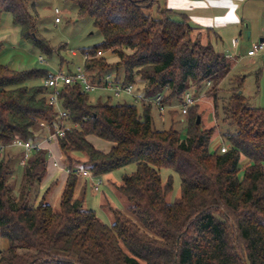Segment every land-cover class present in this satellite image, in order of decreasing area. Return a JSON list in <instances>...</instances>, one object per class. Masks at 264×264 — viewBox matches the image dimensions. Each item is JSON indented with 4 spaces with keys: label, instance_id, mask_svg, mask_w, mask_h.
<instances>
[{
    "label": "trees",
    "instance_id": "trees-1",
    "mask_svg": "<svg viewBox=\"0 0 264 264\" xmlns=\"http://www.w3.org/2000/svg\"><path fill=\"white\" fill-rule=\"evenodd\" d=\"M74 1L78 15L90 16L103 38L82 49L89 54L85 67L93 80L103 83L115 70L114 82L134 84L140 98L94 101L78 83L63 88L71 125L55 141L68 172L57 206L49 202L57 179L40 200L30 202L35 181L48 173L49 148L34 149L24 165L23 195L11 181V157L0 151V238L8 241L0 249V264H264V107L249 104L242 91L245 76L231 77L232 59L205 41L189 16L160 0ZM36 4L0 0V16L11 14L23 42L34 49L60 52L39 32ZM99 51L118 59L109 61ZM51 74L43 67L15 70L0 64L1 144L18 137L37 144L39 129L50 133L58 122L43 85ZM228 77L231 94L222 100ZM189 89H206L216 117L227 125L221 130L227 152L211 151L217 127L197 121V103L189 108L185 137L176 122L168 129L154 126L150 99L161 94L162 103L172 104ZM91 135L114 144L104 151ZM132 163L136 170L113 183L123 207L112 206L107 197L102 203L112 216L110 225L85 207L82 193L75 197L82 170L102 177ZM162 168L180 176L175 199L173 177L164 179Z\"/></svg>",
    "mask_w": 264,
    "mask_h": 264
},
{
    "label": "rangeland",
    "instance_id": "rangeland-1",
    "mask_svg": "<svg viewBox=\"0 0 264 264\" xmlns=\"http://www.w3.org/2000/svg\"><path fill=\"white\" fill-rule=\"evenodd\" d=\"M160 4L161 6H165L164 0H160ZM157 6L158 5H156L151 11L154 15H157ZM56 8H58L62 13V21L59 23L55 21ZM36 10L39 14V32L43 37L48 39L53 46L61 47L62 50L49 55L44 52L42 53L40 50L34 49V47L27 42H23L20 34V28L14 24L12 15L4 13L0 16V44L2 47L0 49V64L8 65L15 68V70H23L35 66L43 67L47 68L49 72L53 74L59 71L65 74L71 73L74 72L77 67L83 66L85 64V60L82 49L93 46L94 44L101 42L103 39L100 32L94 27L93 19L90 16H79L77 12V5L74 0H37ZM197 32L199 31L197 30ZM203 37H205L204 34ZM210 38V41L216 50L220 52L232 51L229 43L222 42L220 40L217 41L214 35H211ZM204 40L206 41V38ZM73 51H75V54ZM246 51L247 49H245V52ZM17 52L21 56H23L22 53H25L23 57H26V60L16 58L15 54ZM104 55L109 61H116L118 59L115 54L109 51H106ZM38 56H43V63L38 61ZM259 61L260 63L258 65L261 64L263 58L260 57ZM255 71L256 70L243 73L245 81L242 91L251 106L264 107V75H257V71ZM115 72V70H111L107 74H110L114 80ZM236 73L237 71H234L233 74L231 73V77ZM231 83L232 81L230 80V77L222 83V92L220 93L222 100H226L228 99V96H230V89L233 86ZM198 95L200 96V100L197 102V105L199 106L198 110L202 125L204 127H210L212 125L217 127V132L214 134L213 140L210 144L211 151L218 152V147L221 143L229 147V144L226 142V139H224L225 137L222 133L223 130H227V125H224L221 122V119L216 117L213 101L210 96L207 95L206 89L199 91ZM90 96L94 101L99 98L106 100L108 97H111L110 99L112 103L136 102L134 98L127 94H123L120 97L116 96L114 90L110 87L97 88L96 90L90 92ZM222 100L220 102L221 104L223 103ZM171 103L172 104H168L167 102L162 103L161 105L155 104V108L153 110L154 126L157 129H168L170 128L172 122H176L175 124L177 125V128L182 130V135L185 137L187 133L186 126L189 114L184 117L185 120L183 121L179 101L173 100ZM172 111L176 112L175 116L172 115ZM48 135V129L44 127L39 129L37 133V141L41 142L44 147L46 145L45 142ZM92 141L95 146H98L97 148L103 147L102 145L107 146L108 144L106 141L96 136L92 137ZM55 145L56 152H53V155H51L48 159V173L46 177L42 182L35 181V184L31 189V203L40 200L50 182L55 180V178H49L52 172L60 173L61 178L57 179V181H59L57 182L58 185L52 189L49 202L53 206H57L59 203V194L62 186L61 181L65 178V164L61 160L59 155L60 151L58 150L56 143ZM3 153L8 154V156L12 159L14 174L11 181L16 186V193L18 195H23L24 192H26L28 182L23 174L25 166L21 163V150L8 147L5 151H3ZM56 159L60 163L59 167H55L53 165V161ZM136 168V163H132L100 177L103 183L99 190H95L91 180H88L82 191L85 207L94 210L103 222L110 225L112 223V216L109 210L102 206L104 198L107 197L112 206L122 208L123 202L117 195L113 183H120L122 176L125 173L133 172ZM161 174L164 179H166L169 175H172V199H175L180 192L181 186L179 174L168 168H162ZM5 245L8 247V244H5L4 240L0 238V249L7 248Z\"/></svg>",
    "mask_w": 264,
    "mask_h": 264
},
{
    "label": "crops",
    "instance_id": "crops-1",
    "mask_svg": "<svg viewBox=\"0 0 264 264\" xmlns=\"http://www.w3.org/2000/svg\"><path fill=\"white\" fill-rule=\"evenodd\" d=\"M164 2L168 8L189 16L197 30L203 32L206 41L211 39V35H214L217 41L229 43L232 51L223 53L230 56L233 61L232 74L237 71L235 75H244V72L256 70L257 75H264V54L248 55L252 43L260 40L264 35V0H164ZM245 49H247L246 52ZM73 53L75 54V51ZM24 54L22 53L23 56ZM23 56L18 52L15 54L16 58L26 60V57ZM260 57L263 58V61L258 65ZM38 61L41 62L39 58ZM92 137L95 136H89L91 141ZM106 142L108 143L107 146L102 145L103 147L99 149L108 151L114 144L109 141ZM55 143V141L52 143L46 141L45 147L47 146V148L52 150V153H55ZM59 155L61 157L60 152ZM245 161L243 162L245 163ZM64 173L65 178L61 181V185H63L68 175L66 168ZM51 177L58 179L61 178V175L60 173L52 172L49 178ZM88 180L80 176L75 190V197L82 193L83 187ZM3 240L5 244H8L6 239ZM5 247L7 246L5 245Z\"/></svg>",
    "mask_w": 264,
    "mask_h": 264
},
{
    "label": "built area",
    "instance_id": "built-area-1",
    "mask_svg": "<svg viewBox=\"0 0 264 264\" xmlns=\"http://www.w3.org/2000/svg\"><path fill=\"white\" fill-rule=\"evenodd\" d=\"M56 18L55 21L57 23L62 21V13L61 11L56 8L55 9ZM103 51L98 52V56L103 55ZM264 54V35L261 37L260 40L252 43L251 49L248 51V55L256 56ZM228 56V55H227ZM230 57V56H228ZM89 58V54H84V60ZM39 60L44 62L43 56H39ZM80 84L82 87L88 91H94L100 87H110L114 90L116 96L120 97L123 94H127L130 97L138 100L140 98L138 91L136 90V86L134 84L123 85L121 82H114L112 76L110 74H106L103 77V83H98L93 80L91 74L87 71L85 64L83 66L77 67L74 72L71 73H63L61 71L57 73H52L50 77L44 80L43 85L45 89V95L47 101L50 105L53 106L54 110L58 115V122L53 126L50 130L46 141L52 143L56 141L60 137H64L66 135V131L70 128V122L68 121L69 118V111L64 108L61 100V93L65 86L73 85V84ZM162 95L158 94L157 96L153 97L152 100L155 104L161 105L162 104ZM198 92L194 89H189L184 92L181 100L179 101V106L181 108V114L183 115L182 120H185V116L189 113V108L195 105L200 99ZM45 126V123H42ZM6 147H12L21 150V163L22 165H26L30 158L32 157V152L34 149L43 148V144L41 142L35 144L30 140H26L23 138H16L11 144L8 146L0 143V151H5ZM229 150V147L225 144H220L218 147V152L225 153ZM50 156L52 155V150L49 149ZM53 165L55 167H59L60 163L58 160L53 161ZM81 176L91 180L93 188L95 190H99L100 186L102 185L103 181L100 177H95L92 173L88 170H82Z\"/></svg>",
    "mask_w": 264,
    "mask_h": 264
},
{
    "label": "water",
    "instance_id": "water-1",
    "mask_svg": "<svg viewBox=\"0 0 264 264\" xmlns=\"http://www.w3.org/2000/svg\"><path fill=\"white\" fill-rule=\"evenodd\" d=\"M200 120H201V118H200V116H198V120L197 121L200 122Z\"/></svg>",
    "mask_w": 264,
    "mask_h": 264
}]
</instances>
